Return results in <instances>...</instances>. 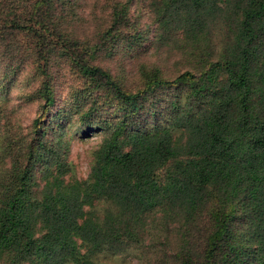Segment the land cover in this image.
<instances>
[{
	"label": "trees",
	"instance_id": "trees-1",
	"mask_svg": "<svg viewBox=\"0 0 264 264\" xmlns=\"http://www.w3.org/2000/svg\"><path fill=\"white\" fill-rule=\"evenodd\" d=\"M45 2L51 3L38 5ZM164 13L166 34L179 28L200 33L223 24L231 32L224 60L212 62L198 79L188 74L191 95L185 105L175 102L167 125L113 129L90 180L63 188L57 177L38 198L30 172L51 155L47 145L41 144L25 167L13 165V174L0 179V252L9 251L13 262L92 264L91 256L100 253L142 249L147 237L156 239V229V236H164L183 219L186 236L203 220L212 226L202 254L183 264H224L244 252L224 241L234 235L230 225L238 217L251 228L253 262L264 264V0H168ZM121 20L116 16L111 30ZM81 67L137 104L136 95L122 91L108 71L87 63ZM221 71L227 74L224 81L218 80ZM43 90L48 99L49 87ZM175 129L183 132L184 142L173 138ZM59 161L57 155L51 162ZM95 201L107 203L101 213L92 207ZM237 204L242 213H236ZM151 212H161L154 226L146 219ZM38 218L44 225L40 236Z\"/></svg>",
	"mask_w": 264,
	"mask_h": 264
},
{
	"label": "rangeland",
	"instance_id": "rangeland-1",
	"mask_svg": "<svg viewBox=\"0 0 264 264\" xmlns=\"http://www.w3.org/2000/svg\"><path fill=\"white\" fill-rule=\"evenodd\" d=\"M39 1L0 0V179L13 174V165L25 167L46 144L45 152L51 155L30 172L31 188L41 198L57 177L63 188L90 180L106 136L118 125L148 130L158 122L167 125L175 102L185 105L191 95L188 74L198 79L212 62L224 60L231 32L220 24L200 33L181 28L164 33L168 0H50L49 5H38ZM118 15L121 23L111 30ZM81 63L108 71L122 91L136 95L137 104L85 72ZM226 78L221 71L218 80ZM173 138L185 141L180 129L173 131ZM57 155L63 161L51 162ZM106 206L95 201L92 207L101 213ZM237 208L236 213L243 212L241 205ZM158 216L161 212L148 213L147 223L154 226ZM194 227L186 236L179 219L164 236H156V229V239L147 237L144 248L100 253L91 256L92 264H183L187 257L202 254L212 230L204 220ZM230 227L234 235L224 240L226 247L237 244L244 252L224 264H255L250 226L233 217ZM35 231L37 236L44 232L41 218ZM80 251H86L84 246ZM0 264L17 263L4 250Z\"/></svg>",
	"mask_w": 264,
	"mask_h": 264
}]
</instances>
